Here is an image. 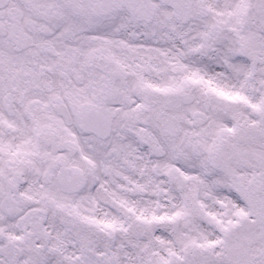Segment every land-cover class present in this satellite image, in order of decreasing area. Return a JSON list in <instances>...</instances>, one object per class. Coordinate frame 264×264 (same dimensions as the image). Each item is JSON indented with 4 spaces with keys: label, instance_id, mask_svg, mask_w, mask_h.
Here are the masks:
<instances>
[{
    "label": "snow or ice",
    "instance_id": "1",
    "mask_svg": "<svg viewBox=\"0 0 264 264\" xmlns=\"http://www.w3.org/2000/svg\"><path fill=\"white\" fill-rule=\"evenodd\" d=\"M0 264H264V0H0Z\"/></svg>",
    "mask_w": 264,
    "mask_h": 264
}]
</instances>
